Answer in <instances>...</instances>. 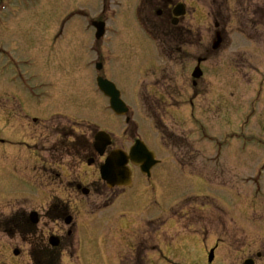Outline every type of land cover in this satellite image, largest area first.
Segmentation results:
<instances>
[{
    "label": "rangeland",
    "instance_id": "rangeland-1",
    "mask_svg": "<svg viewBox=\"0 0 264 264\" xmlns=\"http://www.w3.org/2000/svg\"><path fill=\"white\" fill-rule=\"evenodd\" d=\"M124 1L126 6L115 7L118 15L123 14L122 18L110 20L114 29L118 21L121 30L116 27V35L109 34L106 42L102 40L101 50L104 54L108 50L112 57L107 61L109 64L115 60L112 51L119 54L131 51L132 56L127 57L132 59L123 60L125 66H119L117 59L107 70L103 69L108 78L118 82L124 93L123 98L130 106L129 123L126 117H115L111 112L108 99L97 90L95 67L89 66L94 58L89 55L94 43L89 17L100 12L97 0H36L30 7H23L29 2L22 0L18 12L7 15L8 24L14 26L17 33L0 34V40L6 45L11 43L16 47L21 58L18 71L27 78L20 82L19 107L5 99L0 104L2 136H10L12 140L23 137L29 143L38 144L50 141L47 143L50 146L59 139L57 131L61 128H67L70 133L74 131L68 142L78 138L80 127L81 133L87 136L91 131L103 129L112 131L118 142L127 134L124 150L132 146L135 139H143L162 162L151 179L138 174L134 179L135 188L124 191L112 205L114 195L106 191L103 183L101 196L81 197L75 190L57 189L44 172L38 171L33 178L44 197L40 195L38 201L41 198L42 201H36L32 208L36 206L42 211L46 205L44 199L60 195L57 204L77 210L76 213L70 210L74 222L77 220V230L74 225L70 235L67 232L72 227L66 226L64 220H57L59 215L52 219L43 215L44 225L54 221L50 234L46 232L47 240L53 233L62 236L61 264H119L117 253L127 261L132 260L133 250L116 248L121 238L133 242L138 238L148 240L145 241V255L151 261L145 264H208V253L213 246L218 259L212 264H243L247 258L264 264V97L258 95L257 89L259 81L264 84V16L259 18L260 12L254 15L258 7H264V0H243V4L239 0L227 1L231 6L223 7L221 16L222 28L227 34L216 52L212 45L216 32L222 28H217L210 17L207 4L211 5V1L171 0L173 4L184 3L188 9L183 23L176 27L182 36L180 46L188 53L195 52L198 58L208 59L202 64L204 76L198 80L199 96L194 103L195 115L207 129V139L199 125L187 117V104L171 103L175 109L169 111L180 118V122L184 121L182 127L172 126V130L188 135L191 144L184 145L194 157L181 168L175 162L178 154L174 139L162 138L161 125L159 129L153 122L159 104L150 103L146 97V84L154 80L152 72L157 68H143L142 57L138 55L142 52L141 45H131L129 51L128 46H124L128 38L138 39L134 32L139 31L135 15L136 7L141 4L139 0ZM248 5L250 10L243 12ZM147 10L148 7H144L146 13ZM147 19L151 29L157 32L172 28L161 24L151 14ZM74 59L78 63L69 68L67 65ZM191 59L181 68L183 99L192 93L191 75L195 64ZM7 67L4 60L0 61V74L4 70L0 75V95L13 96L18 93V87L8 85ZM130 69L138 71L127 76ZM148 91H155L153 95L160 93L153 87ZM60 112L63 114L49 118ZM27 114L38 117V124L26 119ZM43 127L50 128L44 130ZM52 127L54 130L50 133ZM35 133L36 139L33 138ZM175 141L185 142L183 138ZM82 142L81 153L90 152L88 143ZM21 149V157L14 155V158L21 164L24 175L32 178L28 171L30 151ZM45 153L43 157L39 155L37 168L46 157ZM8 155L9 151L0 149V208L7 211L10 207L11 211L14 201L7 200L22 195L29 185L9 164ZM77 165L80 172L86 169L87 178L93 179V171H98L100 163L92 169ZM24 206L29 205L25 203ZM15 249L20 250V256L14 257ZM34 250L30 242L20 244L0 233V264H34L30 256ZM134 263L128 261L126 264Z\"/></svg>",
    "mask_w": 264,
    "mask_h": 264
},
{
    "label": "flooded vegetation",
    "instance_id": "flooded-vegetation-1",
    "mask_svg": "<svg viewBox=\"0 0 264 264\" xmlns=\"http://www.w3.org/2000/svg\"><path fill=\"white\" fill-rule=\"evenodd\" d=\"M97 1H98V6L101 9H99L100 12L98 15L96 16L94 15L91 18V25L93 24L95 20L105 21L107 23L109 22V19L114 20V17H116V19L119 17L118 18L119 20L120 18H122L123 14L117 15V10L115 9V7L117 6L120 7L125 2L124 0H97ZM21 2L22 0H0V34H6L9 36H12L13 32L17 33L15 27L12 26L11 24H8L10 19H8L7 15L11 12H13V14L15 12H18V10L21 8ZM140 2L143 4L138 9L139 11L143 9V15L141 18L143 22L145 23V26L147 27V29L148 28L150 29V25L147 19L149 18L150 14L154 19L158 20L161 24L164 23V25L166 26L169 25L172 28L179 27V25H181L184 21L185 17L183 16L178 19L177 23L174 22V19H175L174 18V4L172 1H169V0H140ZM144 3H147V4L144 5ZM144 7H148V10H147L148 17H146L147 13L144 11ZM144 12L146 13V16ZM211 14L216 23V26H218V28L220 27L222 28V25H223L222 23L224 21L221 20L222 19L221 16L223 15V11H217L216 13L212 9ZM261 16L262 14H260L258 17L262 18ZM19 17L20 15H18L17 19ZM136 18H138L137 21H140L138 15ZM116 22L119 23L118 21ZM9 25L11 27H9ZM119 27H122V26H119ZM171 29L169 31L164 30V32L153 31L151 33L152 34L151 36H149V31H146L147 33H144L143 31L134 30V32L136 33L135 35H137L138 39L129 36L130 38H128L124 46H128L127 49L129 51L131 50V45H135V44L141 45L140 48L142 52L138 53V55L142 57L143 68L145 66H146L145 68L147 67L149 68L153 66L157 68L154 72H152V74L155 75L154 80L152 79L153 80L152 82H147L146 84V91H145L146 97L148 101H150V103L155 102L160 105L156 107L157 115H155L156 117H152L154 119L153 122L155 125L159 127V129L161 125V128H162L161 133L163 136L162 138L174 139V142L177 148V154H178V158L176 159L175 162L180 166L181 165L184 166L186 163L192 162L194 159L193 155H191L189 148L185 147L184 145L185 143H190L189 137H187L188 135L185 136V134L182 132L178 133L177 131L172 130V126L182 127V123L184 121L180 122L181 119L176 117L175 115H173V113H170L169 111H171V109H175L171 103L184 102V105L187 104L185 106H189L188 107L189 111H187L188 113L186 114L187 117L192 123L194 122L197 124L198 119L195 115V107H194L195 104L194 103H195V99L199 96V91H198V87L200 86L199 82L198 81L195 82L194 79L192 80L191 82L192 93L191 95L189 94L184 99L182 98V93L180 90V82H181L182 64L184 62L190 61V59L192 58L191 61L193 60V64H195V67H194L195 69L198 64L199 58L197 57V54L195 52L188 53L186 48L180 46L181 41H182L181 32H178L180 30H178V28L175 30H171ZM110 31L111 30L107 29L108 34H112ZM129 32H132V31H129ZM93 34H94L95 41L93 43V46L91 47V52L89 55L90 57L93 55L94 58L90 60V65H93L95 63L96 64L100 63L103 65L104 70H107V68L110 67V65H113L117 59H118L119 66H125L126 63L123 60L132 59V57L130 58L129 56L127 57V55L132 56L131 51L129 53L122 52V54H119L117 52L114 53L112 51V54H114L115 60L112 61L111 64H109L107 61L112 60V57L110 56L108 50H107V54H104V52H102L101 50L102 40L101 39L96 40L95 32ZM220 34H222L223 39L225 40L227 33L223 30V28L221 29ZM158 42L160 43L159 44L160 46L158 45L159 47L156 45V43L158 44ZM151 43H154L155 46H152ZM127 49H122V51H127ZM200 58L205 59L203 63H206L208 61L206 57H200ZM19 59L21 58L18 56L16 52V47L12 45L11 43H9V45H6L4 40H0V61L4 60L7 63V66L9 67L5 69V71H7L6 81L8 85L13 86L14 88L18 87V93L16 95L14 94L13 96L12 95H0V104L6 100V102L8 103L11 101V103H14V104L16 103L18 107L20 106L19 104L21 103L20 100H21V94H22L19 90L21 86L20 82L25 81L27 78L25 76L23 77L22 73H19L18 71L19 61H20ZM65 63H67V61H65ZM77 63L78 61H75L74 59L73 62L67 66L70 68V65L75 66ZM136 65H139V63L138 64L136 63ZM3 67L5 68V64H3ZM63 71L66 74L65 68H63ZM137 71L138 70L130 69V71L126 73L128 76L129 74H133ZM3 73H4V70H3ZM3 73L0 75H3ZM104 77H106V74ZM109 80H112V78H109ZM112 81H114L119 86L116 80H112ZM148 87L149 88L153 87L154 90L158 89V91H160V93L158 94L159 96L153 95L154 93H156L155 91L153 93L149 92ZM210 91H211L210 93V97H211L212 89H210ZM206 94L208 93L206 92ZM122 95L124 96V93ZM10 97L12 99H10ZM15 108L16 106L14 107V109ZM62 114H63L62 112L56 113L50 116L49 118L51 119V117H57ZM176 115H180V114L176 113ZM28 118L31 119V121L35 124H38L39 122L38 117L27 114L26 119ZM157 118H158V122H157ZM50 127H43L42 129L46 130V128H50ZM52 130H54L53 127L51 128L50 133ZM90 133H91L90 136L89 135L87 136L86 134L81 133V127H80L78 131V136H77L78 138L74 137L71 142H68L70 139H72L75 133L74 131L70 133L67 128H61L59 129V131H57L59 139L55 141L54 143H51L50 146H48L47 143L50 141H48L47 143H39L40 144L39 145L37 142L29 143L25 139H23V137L15 138L14 140H12L10 136H5V137L2 136L3 131L0 132L1 134L0 135V149L2 151H9L8 159H11L9 164L11 163L15 172L23 175L24 177L31 179L29 181L30 187L28 188V190L23 191V194L18 195V197H15V198L10 197L7 200V201H10L12 199L14 201V207L11 209V211H9L10 207L7 208L8 212L0 208V233L6 234L7 237L12 238L13 240L17 241L20 244L22 242L24 244H28V242H30L31 245L33 244L35 247V250L34 252H32L30 256L34 264H61V261H60L61 256H60L59 247L63 245L64 240L62 236H60L59 234L53 233L50 235V238L53 236L56 237L58 239V243H57L58 245L56 246L50 245L51 244L50 238H48L47 240L46 232L50 234V232L52 231L51 225L54 224V221L47 222L44 225L42 223L43 215H47V217H49L50 219H52L54 215H59V219L57 220H60V219L64 220V223H65L66 216L68 215L73 216V214H70V210L71 212L72 210H74L75 213L77 212V210L73 206L71 207V209H69V206H65V205L60 206L59 204H57L56 202L58 201V199H61L60 195L57 196L56 198L52 195H49V197L47 198L48 199L47 201L44 199V204L46 205L40 204V205H44L42 211H40V209L38 208H35L36 206L32 208L33 204L36 201H38V198L40 195L44 197L43 192H40L38 190L37 185H35L36 180H34L33 178L34 174H36L38 171L39 172L41 171L42 173L44 172L48 180H50V184H55L57 189H61L63 191L69 190V189L75 190L81 193V197L91 198L92 195L101 196L100 191H101L102 183L104 184V188L106 189V191H108L109 193H113L114 197L121 195L122 193H124V191L127 190V188L125 187H113L112 188L108 186L107 183H104L101 180L100 167L102 165L103 160L105 159L104 157L105 155L104 156L98 155L95 149V146H94V137H95L96 132L91 131ZM110 133L112 137V145L109 146L108 149L106 150L107 153L114 149H125V147L127 146V141H128V138L126 136L127 134H125V136H122V138H120L121 141L118 142L119 139L114 136L112 131ZM204 133H205L204 136H206L207 131L205 130ZM81 137H84V138H81ZM33 138L36 139V133ZM178 138L179 139L183 138L185 142L176 143L175 140H178ZM81 140L84 142L86 141V143H88L90 147L89 148L90 152L81 153L80 148H81V144L83 143ZM72 143H74V145ZM76 146L78 147L77 154H75ZM21 148H25L30 151V154H28L29 155L28 161H29V167H30L28 171H31V173L33 174V175L32 174L30 175L32 178L24 175V172L21 168V164H19V161L17 159L15 160L14 158V155H18V156L20 155L19 157H21V154H22ZM44 152H46L45 153L46 157L41 159L40 168H37V162L39 160L38 157L40 154L43 157L42 153ZM70 157H73V158L70 159ZM98 163H100L99 167H98ZM77 164H80L79 166L81 168L87 166L88 169H92L95 166H97L98 171L96 170L93 171L95 174V178L93 179L87 178L84 172L86 169H81V172H80V169ZM131 168L133 170V176L136 175L135 173L139 170V168L135 167L132 164H131ZM24 170L27 171L26 168ZM44 190L47 191L45 188ZM41 199L38 202H41L42 201ZM25 203H27V205L29 206L28 207L24 206ZM80 204L81 206H85L84 203H80ZM88 208L90 207L88 206ZM90 211H93V210L90 208ZM33 212H37L38 213L37 215H39L37 224H33L31 222L30 214ZM74 218L75 217L73 216V220ZM76 221L73 222L72 225L68 226V227L71 226L72 228L70 227L71 229L68 230L67 234L70 235L73 233L74 225L77 228ZM39 229L41 231H39ZM117 241L118 242L116 243L117 245L116 248L128 247L135 252V254L133 255L134 258L128 261H132V262L139 263V264H145L147 263L148 260L151 261L150 258L146 259V255H145V248H146L145 241H148L146 238H143L142 240L141 238H138L136 240L137 242H133L129 238L127 239L121 238L120 240L118 239ZM68 248L66 249V252L68 251ZM20 253L18 255L14 254V257L20 256ZM119 257H120L122 264L128 263V261L125 260V257H123L122 255H119Z\"/></svg>",
    "mask_w": 264,
    "mask_h": 264
},
{
    "label": "water",
    "instance_id": "water-1",
    "mask_svg": "<svg viewBox=\"0 0 264 264\" xmlns=\"http://www.w3.org/2000/svg\"><path fill=\"white\" fill-rule=\"evenodd\" d=\"M176 15L185 14L184 6L179 5L175 10ZM103 25H101L99 36L103 33ZM222 36L220 33L217 34V40L214 43V49H218L221 46ZM194 77L200 78L202 76V71L200 67H197L194 74ZM99 85L101 89L105 92L109 98H111V107L118 114H125L128 109L125 106L124 102L120 99L118 90H116L115 85L111 82L99 78ZM111 144L110 136L105 132H99L96 136V148L103 154L104 150L108 145ZM132 161L135 164L141 166L143 173L150 175L152 167L158 163L155 160L154 153L148 149V147L141 141H137L136 145L131 150L130 155L122 151H112L110 156L105 160V164L101 167V175L103 181H106L109 186L114 187L116 185H131V170L128 167L129 161ZM32 221L37 223V215H33ZM72 218L67 219V223H71ZM51 243L56 246L58 245V239L52 238ZM18 254V252H16ZM213 252L211 254L210 260L213 259ZM253 260H247L245 264H253Z\"/></svg>",
    "mask_w": 264,
    "mask_h": 264
},
{
    "label": "trees",
    "instance_id": "trees-1",
    "mask_svg": "<svg viewBox=\"0 0 264 264\" xmlns=\"http://www.w3.org/2000/svg\"><path fill=\"white\" fill-rule=\"evenodd\" d=\"M212 4L217 8L225 7V0H211Z\"/></svg>",
    "mask_w": 264,
    "mask_h": 264
}]
</instances>
